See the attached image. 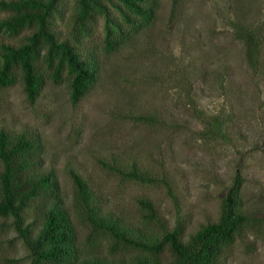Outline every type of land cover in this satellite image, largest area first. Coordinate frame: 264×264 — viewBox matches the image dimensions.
Returning a JSON list of instances; mask_svg holds the SVG:
<instances>
[{
    "label": "rangeland",
    "instance_id": "374dc122",
    "mask_svg": "<svg viewBox=\"0 0 264 264\" xmlns=\"http://www.w3.org/2000/svg\"><path fill=\"white\" fill-rule=\"evenodd\" d=\"M108 3L111 15L119 17ZM59 7L55 29L71 37L75 0H61ZM156 9L149 25L113 49L106 42L113 26L106 16L98 14L88 31L79 34L82 54L96 58L98 81L76 105L66 75L58 84L49 80L34 104L21 83L0 88V130L39 138L37 168L54 171L69 210L71 168L93 190L101 214H114L144 240L163 230L145 218L138 200L152 201L168 228L178 217L184 220L187 235L217 220L237 172L244 180V209L264 217V0H180L176 9L172 0H158ZM9 15L0 6V21ZM237 25L261 34L258 70L246 61ZM25 32L17 35L0 27V53L4 45L22 42ZM215 116L223 120L225 136L208 138L203 130ZM102 160L166 178L176 202L164 184L121 178ZM48 204L36 199L25 208L23 227L31 237L41 231ZM73 219L83 258L136 256L131 248H112L108 236ZM30 261L13 219L0 217V264ZM224 264H264L263 231L248 229L228 249Z\"/></svg>",
    "mask_w": 264,
    "mask_h": 264
},
{
    "label": "trees",
    "instance_id": "16d2710c",
    "mask_svg": "<svg viewBox=\"0 0 264 264\" xmlns=\"http://www.w3.org/2000/svg\"><path fill=\"white\" fill-rule=\"evenodd\" d=\"M60 1H0V6L10 12L0 21V27L17 35L26 31L18 45H4L2 48L0 88L21 83L31 104L35 103L49 80L58 84L66 75L72 105H76L98 81L96 58L82 54L78 38L79 34L88 31L90 24L96 22L98 14L106 16L107 23L113 25L109 28L108 24L110 34L106 39L108 48L113 49L115 43L149 25L158 7V0H75L71 37H62L54 25L55 17L62 14ZM179 1L172 0L174 9ZM108 2L113 4L119 17L111 15ZM236 31L244 45L248 65L258 70L262 43L260 32L244 25H237ZM141 119L152 121L147 117ZM203 135L208 138L224 137L223 120L219 116L208 120ZM40 152L38 137L26 132L12 135L0 130V217L13 219L16 231L29 250L30 264H224L228 249L243 239L248 229L262 230L264 234V217L244 209L241 197L244 180L238 172L222 198L217 220L201 225L187 235L184 220L178 217L174 226L168 228L152 201L138 200L145 218L163 230L153 240H144L114 214H101L94 202L93 190L71 168L69 174L74 191L69 210L64 204L54 171L41 172L37 168L41 163ZM100 163L124 179L143 184H164L176 202L166 178L154 176L136 165L121 168L114 161L102 160ZM36 199L46 200L49 204L42 212L44 225L41 231L31 237L29 230L23 227L22 214L29 203ZM73 216L90 226L92 233L108 236L112 248H131L136 256L129 260L83 258Z\"/></svg>",
    "mask_w": 264,
    "mask_h": 264
}]
</instances>
